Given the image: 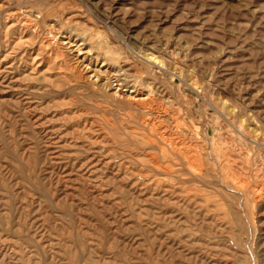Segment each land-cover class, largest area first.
Listing matches in <instances>:
<instances>
[{
    "label": "rangeland",
    "instance_id": "374dc122",
    "mask_svg": "<svg viewBox=\"0 0 264 264\" xmlns=\"http://www.w3.org/2000/svg\"><path fill=\"white\" fill-rule=\"evenodd\" d=\"M0 264H264V0H0Z\"/></svg>",
    "mask_w": 264,
    "mask_h": 264
},
{
    "label": "bare ground",
    "instance_id": "6f19581e",
    "mask_svg": "<svg viewBox=\"0 0 264 264\" xmlns=\"http://www.w3.org/2000/svg\"><path fill=\"white\" fill-rule=\"evenodd\" d=\"M82 51H83V50H82ZM79 52H80V51H79ZM79 52H78V53H79ZM77 55H78V54H77ZM92 78H93V77H92ZM118 90H119V89H118ZM133 92H134V91H133ZM136 93H137V92H136ZM133 97H135V96H133ZM142 100H143V99H142ZM186 166H187V165H186ZM187 167H188V166H187ZM189 169H190V168H189ZM187 170H188V168H187Z\"/></svg>",
    "mask_w": 264,
    "mask_h": 264
}]
</instances>
